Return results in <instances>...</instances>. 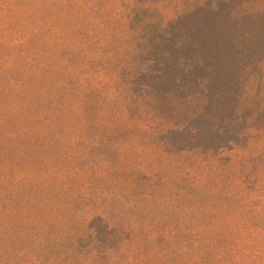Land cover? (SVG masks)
Returning <instances> with one entry per match:
<instances>
[{
	"label": "rangeland",
	"instance_id": "rangeland-1",
	"mask_svg": "<svg viewBox=\"0 0 264 264\" xmlns=\"http://www.w3.org/2000/svg\"><path fill=\"white\" fill-rule=\"evenodd\" d=\"M199 236L264 243V0H0V264Z\"/></svg>",
	"mask_w": 264,
	"mask_h": 264
},
{
	"label": "trees",
	"instance_id": "trees-1",
	"mask_svg": "<svg viewBox=\"0 0 264 264\" xmlns=\"http://www.w3.org/2000/svg\"><path fill=\"white\" fill-rule=\"evenodd\" d=\"M210 230L214 234L220 232L218 228ZM206 231L200 233H206ZM205 238L199 236L194 241L192 253L194 264H264V243L248 240L229 244L227 241L211 243ZM205 248L206 251H204ZM206 254L207 257H205ZM166 256L170 257L172 254Z\"/></svg>",
	"mask_w": 264,
	"mask_h": 264
}]
</instances>
